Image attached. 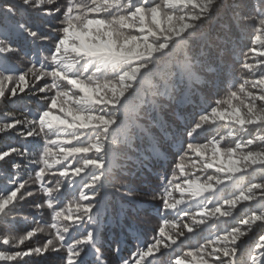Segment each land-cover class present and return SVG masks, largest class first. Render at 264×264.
I'll return each instance as SVG.
<instances>
[{"label": "snow or ice", "instance_id": "6c2138e0", "mask_svg": "<svg viewBox=\"0 0 264 264\" xmlns=\"http://www.w3.org/2000/svg\"><path fill=\"white\" fill-rule=\"evenodd\" d=\"M248 27L253 35L245 50ZM49 42L48 54L37 55ZM15 59L27 61L23 70L10 63ZM237 64L241 79L210 110L190 121L153 109L151 126H142L149 159L164 160L179 145L175 171L153 199L180 219H164L150 243L118 264H154L165 255L168 264H264V0H0V104L28 93L46 101L35 114L0 121V135L43 141L35 151L26 145L0 150V162L11 165L0 187V244L8 246L0 262L39 264L27 258L56 254L63 264H106L101 249L107 236L101 239L99 231L107 218L105 189L123 188L134 203L136 190L126 177L121 187L113 183L121 155L115 148L135 143L123 117L143 106L132 103L142 86L162 65L181 82L209 86L233 77ZM206 126L216 135L193 142ZM49 176L59 179L51 184ZM65 188L79 195L57 209ZM37 195L32 206L51 210V222L33 218L34 226L14 234L17 210ZM81 226L84 234L66 244L70 230ZM39 234L46 238L37 243ZM193 235L203 242L175 254L178 242ZM112 243L119 253L121 241Z\"/></svg>", "mask_w": 264, "mask_h": 264}, {"label": "trees", "instance_id": "16d2710c", "mask_svg": "<svg viewBox=\"0 0 264 264\" xmlns=\"http://www.w3.org/2000/svg\"><path fill=\"white\" fill-rule=\"evenodd\" d=\"M63 3V0H61ZM27 19V18H25ZM51 35V33H49ZM253 29L248 27L241 40V47L247 50L250 46ZM30 47V45H26ZM52 47L49 42L46 48L36 50L37 55L48 54V49ZM179 56L176 57L178 59ZM238 59L243 61V56ZM10 63L17 70H23L26 60L15 59ZM243 70L237 64V72L233 77L227 80H215L214 84L205 86L204 84L190 82L184 80L181 82L180 76L176 75L175 78L171 76V69L162 65L160 71L151 79V83L146 82L142 88L143 91L133 100V106L139 107V111H133L125 117L126 122L130 121L132 129L129 132V139L134 140L135 143L132 147H128L124 143L116 146L115 151L120 153L118 159L115 160L114 172L118 174L119 178H114L113 183L116 187H121V178L126 177L129 185L136 190V195L132 198L134 203H129V198L124 195V189L121 188L117 192L114 187H107L105 191L108 195L105 197V206L107 208L106 219L100 225L99 231L103 239L104 235L107 239L104 240L101 249L102 257L106 264H118L122 259H128L137 249L138 246H144L152 241L155 236L156 230L166 215L162 211V202L159 199H153V196H158L167 185V180L175 171V163L180 155L179 145H173L166 159L153 160L149 159L151 155V147L147 140L141 141V128L144 125H150V115L159 113L166 115L168 119L176 120L179 117H186L188 120H194L198 114L210 110L215 105L217 99L223 98L227 91L233 86L234 80L239 81ZM153 93H159L153 95ZM39 95H32L28 93L23 96L22 100L16 103H9L6 106L0 104V121H9L13 118L23 119L25 114H35L46 101L41 100ZM41 105V107H40ZM161 108L163 110L161 111ZM155 109V113L153 112ZM7 113V115H5ZM183 124V119H179ZM216 135L214 126H206V130H201L193 142L206 143L212 136ZM186 136L183 140H187ZM42 144L41 138H23L17 136L14 132L11 134L0 135V150H6L10 146L26 145L35 151V144ZM230 143L225 141V144ZM256 147V146H254ZM13 159H19L13 157ZM30 167H35L34 165ZM11 171L10 163L0 162V187L4 185L8 173ZM20 175L23 179H28V169L22 168ZM59 177H46V182L54 184ZM79 179V178H77ZM35 191V186H33ZM64 195L61 197L60 202L57 204V209L65 207L69 201L74 197H78L79 192L74 191L73 188L62 189ZM225 192V195H228ZM39 195L29 198L27 202L23 203L22 207L17 210L15 220L17 221V228L19 234H22L26 228L34 226L32 224L33 218L41 221L42 223L51 222V210L44 209L42 211L36 210L32 204L34 200H39ZM128 212L127 219L123 218V213ZM242 215V214H241ZM27 217V222L24 218ZM106 221V222H105ZM105 222V223H104ZM212 223L211 221L209 222ZM234 223V222H230ZM223 227V225H222ZM86 228L81 226L79 231L70 230L66 236V244L72 242L74 239L80 238L84 234ZM216 229L208 228L202 234L207 237L210 233L215 232ZM260 234L259 230L256 233L250 234L249 243H254L257 235ZM40 242L44 240L45 235L39 234ZM119 239L120 252L114 251L116 245L112 243L113 238ZM201 238V236H199ZM36 242V237L34 238ZM203 242V239L201 238ZM190 242L193 239L190 238ZM188 248H185L187 250ZM0 250H8V246L0 244ZM183 249H177L176 254H180ZM30 260L39 259V264H62L61 260L53 254V257L46 258H27ZM168 264L166 256L161 257L159 260L154 261V264ZM6 264V262H0Z\"/></svg>", "mask_w": 264, "mask_h": 264}, {"label": "rangeland", "instance_id": "374dc122", "mask_svg": "<svg viewBox=\"0 0 264 264\" xmlns=\"http://www.w3.org/2000/svg\"><path fill=\"white\" fill-rule=\"evenodd\" d=\"M12 227L17 229V232H16V233H14V234H19V230H18V228H17L16 224H15V225H13ZM40 237H41V236H37V237H36V239H37V241H36V242H37V243H38V242H40ZM45 238H46V236L44 237V239H45ZM2 245H3V244H2ZM52 257H53V256H52Z\"/></svg>", "mask_w": 264, "mask_h": 264}]
</instances>
